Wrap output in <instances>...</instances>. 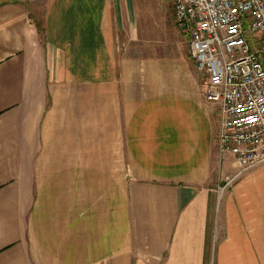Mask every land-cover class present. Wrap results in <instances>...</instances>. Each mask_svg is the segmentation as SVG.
<instances>
[{
    "label": "crops",
    "instance_id": "crops-1",
    "mask_svg": "<svg viewBox=\"0 0 264 264\" xmlns=\"http://www.w3.org/2000/svg\"><path fill=\"white\" fill-rule=\"evenodd\" d=\"M204 83L170 0H0V264H264Z\"/></svg>",
    "mask_w": 264,
    "mask_h": 264
},
{
    "label": "built area",
    "instance_id": "built-area-1",
    "mask_svg": "<svg viewBox=\"0 0 264 264\" xmlns=\"http://www.w3.org/2000/svg\"><path fill=\"white\" fill-rule=\"evenodd\" d=\"M204 74L203 96L219 107L215 143L237 171L264 166V0H170Z\"/></svg>",
    "mask_w": 264,
    "mask_h": 264
},
{
    "label": "rangeland",
    "instance_id": "rangeland-1",
    "mask_svg": "<svg viewBox=\"0 0 264 264\" xmlns=\"http://www.w3.org/2000/svg\"><path fill=\"white\" fill-rule=\"evenodd\" d=\"M155 18H156V14H155ZM158 38H159V40H157V41H159L158 47H160V52H159L160 56H158V58L160 60H162L163 63L164 62H174L177 59V53H176V48L174 46H172L170 42H168V41H171V37L170 36L166 37L160 31V35L158 36ZM151 45H156V44L151 43ZM233 160H234V158H233ZM232 166L233 167L231 168V171L226 175H232L237 171V169H238L237 166L236 165H232ZM260 166H262V165H260ZM256 167H258V166H256ZM256 167H253V168H256ZM253 168H250L249 170L244 171L239 177H237L234 180V182L237 179H239L240 177H242L247 171H250Z\"/></svg>",
    "mask_w": 264,
    "mask_h": 264
}]
</instances>
